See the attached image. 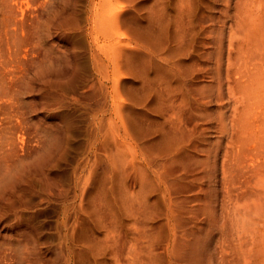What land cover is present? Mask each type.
Returning a JSON list of instances; mask_svg holds the SVG:
<instances>
[{"label": "rangeland", "instance_id": "1", "mask_svg": "<svg viewBox=\"0 0 264 264\" xmlns=\"http://www.w3.org/2000/svg\"><path fill=\"white\" fill-rule=\"evenodd\" d=\"M249 1H0V264H264Z\"/></svg>", "mask_w": 264, "mask_h": 264}, {"label": "bare ground", "instance_id": "2", "mask_svg": "<svg viewBox=\"0 0 264 264\" xmlns=\"http://www.w3.org/2000/svg\"><path fill=\"white\" fill-rule=\"evenodd\" d=\"M1 1V0H0ZM9 1V0H8ZM6 3V2H5ZM256 0L252 3L251 0L247 2V5H255ZM263 5V3L258 0L257 5ZM226 5H229V2L226 1ZM257 20L259 17H253ZM258 21V20H257ZM255 21L252 25L254 26L253 31L248 30L246 33L247 39L250 37V46L253 49V52H249V57L256 59L253 63L256 68L255 71L262 72L264 71V27L261 23V27H259V21ZM245 50V49H243ZM249 60H246V62Z\"/></svg>", "mask_w": 264, "mask_h": 264}]
</instances>
